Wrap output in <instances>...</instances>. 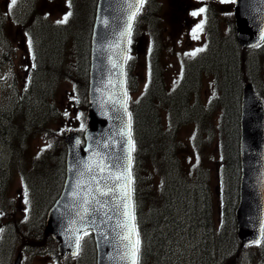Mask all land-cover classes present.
I'll return each instance as SVG.
<instances>
[{
	"label": "trees",
	"instance_id": "trees-1",
	"mask_svg": "<svg viewBox=\"0 0 264 264\" xmlns=\"http://www.w3.org/2000/svg\"><path fill=\"white\" fill-rule=\"evenodd\" d=\"M75 1L73 11L89 22L88 29L72 30L69 24L55 27L43 20L40 25L45 26L44 30L24 25L32 46L31 63L13 85H0V200L12 175L20 174L32 200L28 217L18 219L17 248L25 255L47 256L52 264H68L70 260H74L72 264H95L90 234L83 236L77 258H61L55 241L43 228L46 206L59 192L64 178L62 130L53 127L61 117L57 91L65 82L75 81L78 105L86 101V65L95 0ZM3 22L0 9V24ZM6 38V30H0V40ZM206 44L205 51L182 66L175 84L164 78L159 47L152 51L147 88L137 105H130L135 144L133 200L141 241L139 264L235 261L238 248L233 211L240 175V93L247 79L264 99V43L244 50L232 34L211 30ZM2 53L0 57H8V52ZM126 74L128 88L135 89V78H130L128 69ZM204 77H210L214 87L207 102L198 98ZM190 124L194 127L192 145L198 157L205 156L203 146L215 149L221 188L219 228L214 226V203L205 174L197 173L195 168L183 169L179 129ZM39 137L45 145L34 154L32 142ZM207 171L204 166L203 172ZM258 245V264H264V237ZM6 246L1 245L3 250ZM246 255V261L254 258L249 250Z\"/></svg>",
	"mask_w": 264,
	"mask_h": 264
},
{
	"label": "water",
	"instance_id": "water-1",
	"mask_svg": "<svg viewBox=\"0 0 264 264\" xmlns=\"http://www.w3.org/2000/svg\"><path fill=\"white\" fill-rule=\"evenodd\" d=\"M133 2L138 3V0ZM235 4L238 44L242 48L260 44L264 35V0H235ZM122 7H126L122 4V0L97 1L91 34L87 92L89 120L82 134L84 144L82 145L81 138L75 130H68L63 134L66 146L65 180L59 196L47 211L45 219L46 231L58 240L59 255L67 252L73 255L75 251V240L70 235V220L73 217L68 214V206L71 203L69 184L76 180L74 165L79 160H88L96 152L105 155L119 154L125 158L127 156V138L121 141L116 133L122 122L126 124L128 121V107L127 112L121 109L119 113H115L111 103L102 104V101H106L113 91L117 93L126 91V96L121 98L127 104L125 59L128 38L122 42L118 40L119 31L126 19ZM117 43L120 44L119 48L115 47ZM113 63H118L121 67L114 69ZM109 81L113 84L119 81L121 84L114 90L108 86ZM116 107L120 106L116 105ZM116 116L119 118H115ZM109 141H111L110 148L104 149L102 145ZM239 158V196L235 215L239 239L243 245L261 238L264 222V102L255 93L250 82L243 85L241 93ZM125 162L126 160L121 161V163ZM96 223L99 225L100 221L97 220ZM110 223L114 224L115 220ZM89 230L94 238L97 264H130V261H121V256L124 255L123 245L116 238V233L111 232L107 225Z\"/></svg>",
	"mask_w": 264,
	"mask_h": 264
},
{
	"label": "snow or ice",
	"instance_id": "snow-or-ice-1",
	"mask_svg": "<svg viewBox=\"0 0 264 264\" xmlns=\"http://www.w3.org/2000/svg\"><path fill=\"white\" fill-rule=\"evenodd\" d=\"M231 2H235V0H231ZM15 3L16 0H12V4ZM144 3L145 0H138V3L133 2V0H122V4L126 5V7H122L121 10L125 13L126 19H124L119 31V41L122 42L126 38L131 37L136 17L143 8ZM12 4L9 6L10 9ZM206 11V8L201 7L199 10L193 11L191 15L194 17L199 16ZM69 16H71V12L65 15L62 20L57 21V23H66ZM105 23L107 24V21ZM203 25L204 21L202 20L193 28V39H199L197 33L203 31ZM261 39L264 41V35H262ZM29 45L31 46V41H29ZM110 47L112 46L110 45ZM115 47L119 48L120 44H115ZM201 51H204V49L199 48L191 53H185V55L195 56L197 52ZM112 67L116 69L121 66L118 63H113ZM120 84L121 82L119 81L116 84L109 81L108 86L115 90ZM145 88H147V84ZM121 96H126V91L120 93L113 91L106 101H102V104L111 103L115 113H119L121 109L127 112V104ZM116 105L120 107L117 108ZM115 118H119V116ZM116 135L120 137L121 141L125 137L127 138L126 158L119 154L105 155L102 152H96L88 160H79L73 167L76 180L74 183L69 184L71 188V203L68 206V214L73 217L70 220V235L75 240L73 255H79L80 242L83 236L89 234V229L107 225L111 232L116 233V238L123 245L124 255L121 256V261L139 264L141 241L139 232L136 229L135 204L133 202L132 153L135 151V144L132 139L130 112L128 113L127 123L123 124L122 122V126ZM110 146L111 141L102 145L104 149H109ZM122 160H126V162L121 163ZM66 196H68L67 193ZM102 210L103 217H101ZM97 220L100 221L99 225L96 223ZM113 220H115V223H110ZM75 225H78V227ZM256 243H260V241H256Z\"/></svg>",
	"mask_w": 264,
	"mask_h": 264
},
{
	"label": "rangeland",
	"instance_id": "rangeland-1",
	"mask_svg": "<svg viewBox=\"0 0 264 264\" xmlns=\"http://www.w3.org/2000/svg\"><path fill=\"white\" fill-rule=\"evenodd\" d=\"M22 2V1H21ZM37 2V1H36ZM78 2V1H76ZM10 4H12V0H0V9L7 10ZM13 5V4H12ZM34 6V5H33ZM169 7L171 8V4L169 3ZM66 8V0H38L36 4V11H40L41 13H47L51 16L54 20H59L61 18V13L63 14L64 9ZM33 9V8H32ZM164 12L166 14V18L161 17L162 19L159 21V25L164 28V35L167 36L166 43L169 46V50L165 53V57L162 60V64L166 67L167 72L166 75L169 79H171L175 74L178 73L180 69V62L181 60L185 59L188 55L185 53H191L192 51L199 48L203 39H204V32H198L197 35L199 39H193L192 32L182 31L177 33L172 28L171 24V16L172 11L167 8ZM75 11V9H74ZM71 13L69 16L68 21L66 24L71 25L72 30H87L89 26V22L80 18V13L77 14L75 12ZM176 15L180 17L182 15L181 12H178ZM7 18L10 20L6 23V30L7 38L6 41L9 44V51L8 57H6L3 63L8 62V64L2 68H0V79L4 77L7 73L9 74V79H3L4 81L15 82L16 77H22L24 65L27 63L29 58V44L27 40L21 35V32L18 31L19 29L17 26L11 22V17L9 16V12L7 13ZM176 26H178L179 21L175 18ZM226 31V30H224ZM144 29L141 24H138V30L136 36L133 38L130 52H129V64L131 66L130 71L136 77L137 81V89L134 93L131 94V97L134 99L137 97V94H140L145 86V82L147 80V66H146V56L147 51L149 49L150 42L148 38H144ZM1 46V45H0ZM9 58V59H8ZM71 87L67 84H62L57 91L56 94V103L59 105L61 110L62 119H59L55 124L54 128L60 127L66 129L68 126H72L75 128L80 127V120L79 117L75 115L74 112V105H73V95L71 94ZM211 92V85L210 81L203 80L201 89H200V98L201 100L205 101L208 99ZM137 105V102H136ZM67 113V115H66ZM194 127L192 125H185L179 130L180 141L182 144V154L183 158L186 156L185 160L183 161V169L184 171H188L192 167L197 160H200L201 163L208 166L209 172H206V183L210 185L212 200H213V216L216 217L217 215V208L219 203L218 198V183L216 177V154L213 152L215 151L211 149L208 150V146L202 147V152L205 153V156L202 158L196 157L193 151L192 140L194 137ZM42 144L41 140L35 139L33 143V148L36 146H40ZM212 145H214L212 143ZM211 145V146H212ZM215 147V145H214ZM210 152L208 155L207 152ZM30 155V151H28ZM213 155V156H212ZM24 191L22 187V183L17 176H13L11 186L9 188V194L13 198V200L18 204V201L21 202L22 200V192ZM42 192V191H41ZM24 200V204H25ZM46 202V201H44ZM44 205V204H42ZM21 208V207H19ZM23 209V208H21ZM20 213L19 211L17 212ZM12 217V219H14ZM17 233V230H14V234ZM19 237V236H18ZM14 238H17L14 236ZM250 254L254 257L251 260L250 264H257L258 252H259V245H254L248 248ZM246 249L236 252V257H234V262L230 264H244L242 260L244 259L243 253ZM252 252V253H251ZM6 253L9 252L6 250ZM16 255V254H15ZM15 255L8 261V257H5L7 260V264H12ZM52 259L48 258L47 256H33L27 255L21 257L20 264H52ZM70 264V262L68 263ZM228 264V263H224Z\"/></svg>",
	"mask_w": 264,
	"mask_h": 264
},
{
	"label": "flooded vegetation",
	"instance_id": "flooded-vegetation-1",
	"mask_svg": "<svg viewBox=\"0 0 264 264\" xmlns=\"http://www.w3.org/2000/svg\"><path fill=\"white\" fill-rule=\"evenodd\" d=\"M171 4V8L169 7ZM147 5L142 8V25H146L150 21V13L154 14V30H161L159 21L161 17L166 18L164 13L169 8L172 11L171 24L173 30L177 33L182 31L192 32L193 28L204 21L203 31L204 36L211 30H235V22L233 15V2L231 0H152V9L146 8ZM201 7L207 9L205 13L199 16H192L193 11L199 10ZM181 12L182 15L178 17L176 15ZM175 18L179 21V25L176 26ZM164 30V28H163Z\"/></svg>",
	"mask_w": 264,
	"mask_h": 264
},
{
	"label": "bare ground",
	"instance_id": "bare-ground-1",
	"mask_svg": "<svg viewBox=\"0 0 264 264\" xmlns=\"http://www.w3.org/2000/svg\"><path fill=\"white\" fill-rule=\"evenodd\" d=\"M40 24H43V23H40ZM40 24L38 25V29H39V30H44L42 27H45V26H42V27H41Z\"/></svg>",
	"mask_w": 264,
	"mask_h": 264
}]
</instances>
